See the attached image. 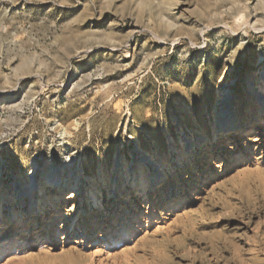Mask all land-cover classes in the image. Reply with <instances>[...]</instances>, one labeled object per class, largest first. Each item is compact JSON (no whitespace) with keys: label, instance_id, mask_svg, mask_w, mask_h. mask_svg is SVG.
Wrapping results in <instances>:
<instances>
[{"label":"rangeland","instance_id":"1","mask_svg":"<svg viewBox=\"0 0 264 264\" xmlns=\"http://www.w3.org/2000/svg\"><path fill=\"white\" fill-rule=\"evenodd\" d=\"M255 92L264 0H0V233L34 228L0 264H264Z\"/></svg>","mask_w":264,"mask_h":264},{"label":"bare ground","instance_id":"2","mask_svg":"<svg viewBox=\"0 0 264 264\" xmlns=\"http://www.w3.org/2000/svg\"><path fill=\"white\" fill-rule=\"evenodd\" d=\"M224 94L222 96L221 99V114L222 117H226L229 118V114H230V104H231V97H230V92L229 89H225ZM262 94V92H255L253 93V95L256 97L258 103H259V108L255 114L256 119H260V118H264V101L262 102V98L260 97V95ZM262 102V104H261ZM223 119V118H222ZM253 122H251L250 120L246 121V122H239L238 119H234V118H230L229 121L224 124V125H219V127L214 128V134H217L219 132H226L231 130L232 128H234V126H237L241 129L244 128H248L250 125H252ZM69 163V162H67ZM67 165V164H64ZM160 165L156 164L153 166L155 173L150 176L148 170H147V166L145 162H140L138 164L137 169L134 172V177L136 182L138 183V187H137V191L142 194L143 196H147L150 193H152L153 191H155L156 187L163 183L165 181V177L160 175V173L158 172V168ZM64 168H54L53 171L48 173L47 176V180L49 182V185L52 186V188H55L57 185H60L63 182V178L61 177V172L60 170L63 171ZM35 170L33 171L32 175H33V180L32 182L23 190L25 191L24 195H29V194H33L35 192V189H39L40 192H43L42 188L40 186H38L37 181L36 183L34 182V180H37L35 177ZM134 180V181H135ZM135 182V183H136ZM134 184V182H133ZM36 186H38V188H36ZM74 191H70L67 198H71L73 197L75 194ZM91 194L93 196L94 199V193L91 191ZM96 203L101 206L102 202L100 200H96ZM42 206L36 202L35 203V211L36 213H42ZM59 212V211H58ZM52 217H55L54 215ZM16 223H21L22 226L16 230L13 233H9L8 231H4L2 233H0V259L4 256V252L6 251V249L9 246L12 245H18L20 243H32V237L30 236L33 232H34V228L32 229V227L29 224V220H23V218H19L17 214H13L12 216H10V218L8 219V223H7V227L6 229L11 230L12 228H14V225ZM66 227H71V226H66ZM48 228V227H47ZM53 234L50 232H47L44 234V240L41 243V247L46 246V241H51L53 240Z\"/></svg>","mask_w":264,"mask_h":264}]
</instances>
